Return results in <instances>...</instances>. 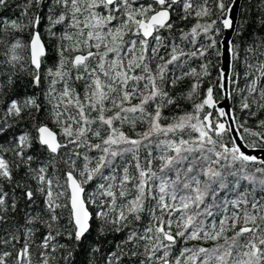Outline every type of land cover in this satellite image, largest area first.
<instances>
[{"label":"snow or ice","instance_id":"snow-or-ice-1","mask_svg":"<svg viewBox=\"0 0 264 264\" xmlns=\"http://www.w3.org/2000/svg\"><path fill=\"white\" fill-rule=\"evenodd\" d=\"M246 3L237 23V0H0V264H76L88 237V264H264V35L244 38L264 0Z\"/></svg>","mask_w":264,"mask_h":264},{"label":"trees","instance_id":"trees-1","mask_svg":"<svg viewBox=\"0 0 264 264\" xmlns=\"http://www.w3.org/2000/svg\"><path fill=\"white\" fill-rule=\"evenodd\" d=\"M15 2H18V0H14V3ZM246 7H250V5H248L246 3V0H242L239 16H240V13ZM15 15H16V13L13 12L11 9L5 10V11H0V16H10L12 18H15ZM250 15L254 19L256 17V12L253 11V12H251ZM192 23H193L192 20H188V21L181 20V21H178L176 23L175 28L173 29V33L172 34L178 36L179 35L178 29H180V28L188 29V28H190L192 26ZM238 23H239V19H238ZM253 31H257L260 34L264 35V28H259V26L250 23L249 27H248V32L245 33V37L244 38L248 39L249 34L252 33ZM223 37H224V30L222 31L219 39L222 41ZM237 39L238 38L235 35L234 38H233V41H236ZM218 47H220L221 51H222L221 44H219ZM221 57H222V55H220L219 57L213 55L211 57L212 61L215 64V67L212 69V77L210 78L212 80H215V78L219 75V72H220V69H221V66H222L221 65ZM49 66H51V65L49 64ZM235 71L237 73H240L241 77H240L238 85L230 84V88H232L233 90H235L237 87H242L243 84H244L243 68L240 66L239 63L236 64ZM189 85H190V81L187 80V79L179 82V84L177 85V87L175 88V90H174V92L172 94L179 96V95H181L183 93H186L187 90H188ZM29 94H31V90H29ZM39 94L40 93L37 92V95H39ZM9 98H11V97H9ZM237 99H238V97H234L233 99H231L232 106H236ZM221 101H223V98H220V102ZM178 104H179V108H177L176 105H173L171 108L166 109L165 110L166 114L171 115V114H175V113H178V112H181V111H190L191 110V103L186 101V100L181 99V100L178 101ZM0 107H2V106H0ZM237 115H240L242 118H246V117H244L243 113H240L238 111V109H237ZM261 118H264V112H261L260 115L258 117H256L255 119H248V125L247 126L255 128L256 120L257 119H261ZM7 135L8 134L5 133V136H7ZM2 139H4V137H0V140H2ZM109 239L111 240V238H109ZM92 246H93L92 237H88L86 240L81 242V245L78 246V248H77V252H76V256H75L76 264H88V261L92 259V255H91V253L88 250Z\"/></svg>","mask_w":264,"mask_h":264},{"label":"water","instance_id":"water-1","mask_svg":"<svg viewBox=\"0 0 264 264\" xmlns=\"http://www.w3.org/2000/svg\"><path fill=\"white\" fill-rule=\"evenodd\" d=\"M237 3L239 5V8L234 9V14L237 16V23H238L239 12H240L242 0H237ZM234 36H235L234 33H230L228 30H224V37L222 40L223 43L221 44L223 54L221 57V65L222 66H221L220 71L223 70L227 74H231V71H232V62H231V57H230V54L228 51V41L229 40L233 41ZM229 87H230V85H229ZM229 105L232 106L231 100L223 99V101L220 102L221 107H228ZM262 155H264V154H262Z\"/></svg>","mask_w":264,"mask_h":264}]
</instances>
